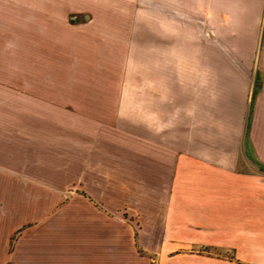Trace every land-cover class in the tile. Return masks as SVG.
<instances>
[{
	"label": "crops",
	"instance_id": "0c3cea01",
	"mask_svg": "<svg viewBox=\"0 0 264 264\" xmlns=\"http://www.w3.org/2000/svg\"><path fill=\"white\" fill-rule=\"evenodd\" d=\"M32 2L53 32L0 42V200L53 157L100 239L40 231L13 258L264 264V0Z\"/></svg>",
	"mask_w": 264,
	"mask_h": 264
},
{
	"label": "rangeland",
	"instance_id": "374dc122",
	"mask_svg": "<svg viewBox=\"0 0 264 264\" xmlns=\"http://www.w3.org/2000/svg\"><path fill=\"white\" fill-rule=\"evenodd\" d=\"M32 1L0 0V42L1 39L12 36H20L23 39L28 37L29 31L32 32L31 35L40 32L44 43L48 42L46 38L53 32V28L51 29L48 21L53 19L43 14L33 13L31 10L33 7ZM37 1L39 3H49L46 2L47 0ZM35 26L40 28H35ZM2 50L0 45V54ZM26 53H28V50H26ZM27 63L29 62L27 61ZM0 73L2 72L0 71ZM40 159H42L41 167H39L38 172H11L9 174L10 200H0V213L4 216V219L0 218V250L6 247L3 237L8 231L10 259L7 263L0 262V264H31L19 262L18 257L13 258V256H15V251L20 252L29 246H33L34 244L30 238L40 231L43 234H49L51 229L53 233L59 234L57 237H53L54 240L59 241L58 245L66 244L69 239L72 240V244L79 245L100 239L99 237H84L82 235L83 228L86 225L88 226L86 229H89V223L86 219L89 212H91L83 202L75 200L73 204L66 207V203L72 202L68 199L83 196L81 195V192H84L83 189L53 188V172L48 171L49 165H45L50 161L53 162V157H41L37 161ZM13 160L15 161H12L11 165H13V168H17L14 166H16L18 159L14 158ZM31 168L33 167L27 166V169ZM96 226H99V222ZM91 227L95 228L90 225ZM66 233L73 234V237L68 236V238ZM24 234H26V238L22 239ZM21 257L22 255H20Z\"/></svg>",
	"mask_w": 264,
	"mask_h": 264
}]
</instances>
